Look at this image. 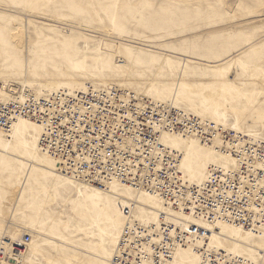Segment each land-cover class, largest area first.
I'll return each instance as SVG.
<instances>
[{"label":"rangeland","instance_id":"obj_1","mask_svg":"<svg viewBox=\"0 0 264 264\" xmlns=\"http://www.w3.org/2000/svg\"><path fill=\"white\" fill-rule=\"evenodd\" d=\"M23 30L20 48L14 36ZM22 61L30 83L103 82L138 95L156 83L199 109L224 103L222 68L244 135L264 133L256 112H264V0H0L1 85L21 87ZM9 150L29 156L17 143ZM41 164L51 172L25 175V165L0 153V223L31 236L24 264H104L131 192L117 186L114 194L79 195Z\"/></svg>","mask_w":264,"mask_h":264},{"label":"built area","instance_id":"obj_2","mask_svg":"<svg viewBox=\"0 0 264 264\" xmlns=\"http://www.w3.org/2000/svg\"><path fill=\"white\" fill-rule=\"evenodd\" d=\"M2 91L0 131H7L20 117L41 124V149L56 159L60 171L73 180L100 187L119 181L160 198L203 224L221 221L254 234L264 233V139L253 137L239 144L233 132L215 128L170 101L143 99L117 88L87 85L85 91L73 95L61 90L39 98L18 87L6 88L9 97L4 95L5 89ZM218 132L220 151L233 157L235 166H211L202 186L189 187L177 176L178 157L161 144V135L194 136L210 143ZM125 223L120 245H132L125 237L140 233L158 262L170 258L176 244L199 240L201 248L206 246L210 235V230L201 225H190L181 232L162 221L163 240L152 243L149 240L158 229L148 233L129 215ZM28 241L29 236H24L22 242ZM8 244L10 247L0 245V264H16L24 252L25 246L20 243ZM201 251L202 264L230 260L217 257L212 250ZM130 258L124 248L120 264H129ZM134 261L139 263L140 259ZM232 262L250 264L234 258Z\"/></svg>","mask_w":264,"mask_h":264},{"label":"bare ground","instance_id":"obj_3","mask_svg":"<svg viewBox=\"0 0 264 264\" xmlns=\"http://www.w3.org/2000/svg\"><path fill=\"white\" fill-rule=\"evenodd\" d=\"M14 38H16L22 45L20 48H25L24 30L23 32L19 31ZM26 62L22 61L20 75L23 78V81L19 84H21L20 88L28 89L30 94L35 98L51 96L61 90L73 95L85 91L87 87H78L74 85H52L43 81H39L38 83L27 82L26 78L29 71L27 69ZM238 63L244 69L249 71L250 67L245 63L239 60ZM219 72L222 79L223 92L226 94L223 98V104L215 103L212 107L199 109L198 107L189 104V102L183 98L181 94H178L177 91H172L174 93L165 91L169 95V97H167L165 93H162L163 91L159 92L158 88H156V83H151V89L149 88L148 92L135 95L141 96L143 99H151V92H154L155 98L152 100L162 103L170 101L176 108L197 116L200 120L205 121L207 124L212 123L215 128L221 130H224L225 125H227V120L230 116L228 111H230L233 122L227 126L230 132H233L237 136H242V138H236V142L242 144L243 142L240 140L245 142L249 138L253 137L264 139V133L259 134L252 132L248 135H244L239 125V118L237 117L236 110L233 105L229 104L232 103V101L227 99L228 96H231L228 95V93L232 91L231 84L227 82L229 72L223 70L222 68H220ZM8 84L9 83L3 85L0 84V92L2 96L3 89H5L4 95L7 97L10 96V94L6 91V88L14 87L13 85ZM104 84L105 83L103 82H97L93 84V87L119 89L116 86ZM234 92L242 101L246 103L248 107H252V101L241 90H236ZM256 112L261 122L263 121L262 125L264 126V112ZM206 113L210 116L211 120L207 118ZM216 134L218 135H215L210 143H202L194 136H180L168 133H163L161 135V144L172 154L178 157V161L175 166L177 176L189 187L202 186L206 182L208 171L211 166H221L225 168H232L235 166L234 158L220 151L221 139L219 132ZM42 135L43 126L41 124L30 119L21 117L17 118L13 121L7 131H0V153L8 157H15L21 165H25V175H28V169L30 168H37L39 170L51 172L50 169L45 168L41 163L49 165L53 170V177H58L60 180H63L66 184L77 190L79 195L82 193H89L91 196H95L106 192H112L114 194L116 191H114L113 188H117V186L122 187L125 191L131 192H125L127 194L125 196L128 197L125 199V202L129 204V207L127 208L129 217L136 222H140L148 233H152V231L155 232L156 229H158L157 235L151 236V241L149 240V242H162L163 236L160 232V224L162 221L171 223L181 232L187 231L190 225H201L210 230V235L206 238V246L201 248L203 244L202 241L199 240H190L185 245L176 244L174 248H171V257L158 262L155 261L156 257L154 250L150 245H146L144 236L140 233L135 234L134 237H125L132 243V245H126L124 247L120 245L119 242L121 238H123L122 231L126 227V223L124 221L119 228L116 247L104 264H120V257L123 254L124 248L127 249L128 256L130 255L132 257L130 258L129 264H202L203 251L201 250L210 252L212 250L217 257L224 256L227 260L230 259L223 264H232L233 258L250 264H264V233L254 234L248 229H243L237 226L235 227L232 224L221 221H215L209 225L203 224L198 219L191 216V214L174 209L160 198L150 195L144 190H140L119 181L108 182L104 187L75 181L70 176L61 172L56 159H54L48 152L41 149L40 141ZM2 142H5V144ZM14 143H17L21 148H23L25 153L27 152L29 156H26V154L13 155L9 150V145H13ZM44 156L51 162H46L47 159L45 160ZM128 215H125L126 219ZM7 219L9 221L11 217H8ZM98 223V220H94L92 223L93 227H97ZM25 234V229L10 231L7 224L0 223V245L3 244L5 247H10L8 244L9 242H18L22 246H25L21 259L16 264H21V262H23V264L25 263L24 261L27 247L31 242V236L29 234V241L26 243L22 242L23 236H28ZM56 239L61 240L60 238ZM137 258L140 259L139 263L134 261ZM5 264L15 263L8 262Z\"/></svg>","mask_w":264,"mask_h":264}]
</instances>
